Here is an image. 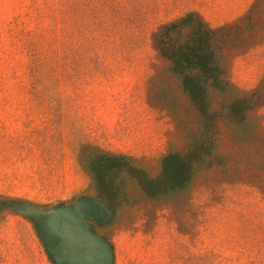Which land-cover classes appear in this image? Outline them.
Masks as SVG:
<instances>
[{
	"label": "rangeland",
	"instance_id": "374dc122",
	"mask_svg": "<svg viewBox=\"0 0 264 264\" xmlns=\"http://www.w3.org/2000/svg\"><path fill=\"white\" fill-rule=\"evenodd\" d=\"M0 264H264V0H0Z\"/></svg>",
	"mask_w": 264,
	"mask_h": 264
}]
</instances>
